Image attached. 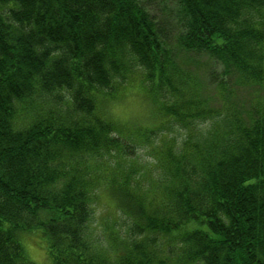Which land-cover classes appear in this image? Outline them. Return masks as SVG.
Segmentation results:
<instances>
[{"label":"trees","instance_id":"16d2710c","mask_svg":"<svg viewBox=\"0 0 264 264\" xmlns=\"http://www.w3.org/2000/svg\"><path fill=\"white\" fill-rule=\"evenodd\" d=\"M180 55L204 59L208 95ZM137 68L156 130L97 113ZM242 89L263 100L239 106ZM168 122L178 152L155 144ZM121 130L145 133L150 181ZM101 188L124 216L113 260L91 228ZM37 227L52 264H264V0H0V264H32Z\"/></svg>","mask_w":264,"mask_h":264},{"label":"rangeland","instance_id":"374dc122","mask_svg":"<svg viewBox=\"0 0 264 264\" xmlns=\"http://www.w3.org/2000/svg\"><path fill=\"white\" fill-rule=\"evenodd\" d=\"M168 24L169 26H173V23L170 20ZM179 59H186L185 64L188 62L187 70L191 71L194 75L197 76L199 84L201 80H204V82H206V84L201 83L200 85L204 95H208L211 91V87L207 85L208 80H206L202 76L203 70L207 69V66L204 65V59L195 55H180ZM144 76L145 74L142 69L137 68L127 76L126 80L120 83L118 82L119 84L117 83L112 97L109 98L106 95L107 98H101L96 102L97 113L100 116H106L117 123L127 125L128 131H131L132 128L135 127L147 131H149L150 128L156 130V128L159 127V123L162 121V119L159 117L158 110H156L155 105L152 102L148 91V83ZM255 96H258V99L260 98L261 100H263L262 92L259 91L257 92V94H253L251 93V90L242 89L239 90L236 96V100L239 106L244 107L246 106L247 102ZM198 101L199 106H201L199 99ZM205 103L206 105H203V107L207 106V102ZM113 104H119L127 110L126 118H112L111 107ZM201 122V120L197 119L195 121V124H199ZM164 127L167 128L166 132H168L169 134L160 135L157 133L156 138L158 139L155 144L159 145L160 143L165 141L166 143L174 146L175 152H178L181 148V143L184 137V134H181V128L178 125L172 124L170 122L165 124ZM197 127L199 129H202L200 125ZM121 132H119V135H121L122 140H127V137H131V141H133L135 145L137 143L141 145L140 148L137 145L138 152L134 155L135 157H131L130 160H132L131 162L135 163L133 164V167L140 172L142 178L145 179L147 182L150 181V174L152 172H156L152 167L153 159L151 158L148 152V149L151 146L148 144H142V138H137L139 135L143 137V134L145 133L142 130L140 131V133L131 134H126V132H124L123 130H121ZM203 132L205 131L203 130ZM149 192L157 193V191L154 189L149 190ZM157 196L158 198H160L159 193L157 194ZM94 200L95 203L92 205L93 222L91 228L94 231V235L99 241V244L102 246V248L105 250L107 249L108 255L110 257L109 259L113 260V257L111 255V250L113 249L111 244L113 242V232H117L122 229V225L124 224V216L117 211L113 200L110 198L104 188H101L98 191L97 198ZM147 203L148 200L146 204ZM149 204L157 207V204L151 201H149ZM31 262L32 264H34L32 260Z\"/></svg>","mask_w":264,"mask_h":264},{"label":"clouds","instance_id":"9594fccd","mask_svg":"<svg viewBox=\"0 0 264 264\" xmlns=\"http://www.w3.org/2000/svg\"><path fill=\"white\" fill-rule=\"evenodd\" d=\"M111 116L114 119L126 118L127 110L119 104H113L111 107ZM22 243L34 264H52L49 256V240L43 235L42 228L37 227L24 234L22 236Z\"/></svg>","mask_w":264,"mask_h":264}]
</instances>
